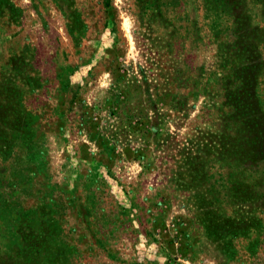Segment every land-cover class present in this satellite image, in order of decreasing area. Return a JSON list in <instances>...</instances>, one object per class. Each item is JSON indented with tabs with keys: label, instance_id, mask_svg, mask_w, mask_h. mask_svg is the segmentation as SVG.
<instances>
[{
	"label": "rangeland",
	"instance_id": "1",
	"mask_svg": "<svg viewBox=\"0 0 264 264\" xmlns=\"http://www.w3.org/2000/svg\"><path fill=\"white\" fill-rule=\"evenodd\" d=\"M264 0H0V264H264Z\"/></svg>",
	"mask_w": 264,
	"mask_h": 264
},
{
	"label": "trees",
	"instance_id": "2",
	"mask_svg": "<svg viewBox=\"0 0 264 264\" xmlns=\"http://www.w3.org/2000/svg\"><path fill=\"white\" fill-rule=\"evenodd\" d=\"M264 145V143H262Z\"/></svg>",
	"mask_w": 264,
	"mask_h": 264
}]
</instances>
